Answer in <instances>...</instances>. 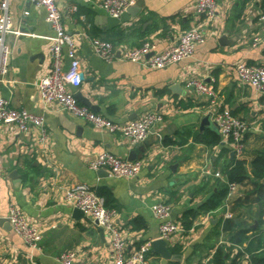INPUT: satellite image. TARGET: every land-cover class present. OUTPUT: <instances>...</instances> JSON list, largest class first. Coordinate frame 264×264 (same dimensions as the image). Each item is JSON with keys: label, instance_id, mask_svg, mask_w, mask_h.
I'll return each mask as SVG.
<instances>
[{"label": "crops", "instance_id": "1", "mask_svg": "<svg viewBox=\"0 0 264 264\" xmlns=\"http://www.w3.org/2000/svg\"><path fill=\"white\" fill-rule=\"evenodd\" d=\"M101 1L57 2L81 62L83 80L75 92L89 101L91 110L115 122L129 123L147 111L163 112V122L143 142L130 145L122 134L95 129L56 104L43 109L38 81L51 70L46 37L52 30L43 8L12 0L13 26L37 36L7 35L12 47L8 78L15 82L0 84V92L12 107L44 116L47 140H40L37 129L21 133L0 124V258L5 264H60L59 255L70 250L87 264H113L105 231L86 217L76 219L64 200L68 188L82 183L116 210L129 252L158 238L152 206L159 200L170 205L180 231L168 247L181 261L164 260L151 249L149 264H215L219 250L223 264H252V255L264 257V177L255 178L250 171L251 162L264 156L263 97L236 72L239 63L264 67L259 21L264 0H216L215 18L203 26L205 42L191 58L159 70L122 59L107 63L93 52L90 39L108 40L116 49L151 41L157 51L166 50L203 22L194 0H134L120 18L100 9ZM73 4L77 14L67 19L65 11ZM23 10L29 15L21 20ZM63 63L67 69L66 58ZM189 79L209 85L216 99L187 88ZM224 109L249 125L242 155L248 177L238 183L232 199L225 196L217 208L205 212L201 206L215 193H224L223 172L237 158L212 119ZM208 114L209 124L201 126ZM216 138L221 141L214 142ZM105 151L127 160L133 153L134 160L143 161L141 172L126 179L111 177L106 169L90 170L89 162ZM11 204L41 231L39 250L31 251L5 220ZM226 213L232 217L225 218ZM227 221L233 224L225 229ZM237 234L244 237L241 244L231 240Z\"/></svg>", "mask_w": 264, "mask_h": 264}, {"label": "built area", "instance_id": "2", "mask_svg": "<svg viewBox=\"0 0 264 264\" xmlns=\"http://www.w3.org/2000/svg\"><path fill=\"white\" fill-rule=\"evenodd\" d=\"M11 1L0 0V84L6 85H12L15 82L8 78L12 47L6 40L7 35L14 37L37 36L13 26L10 14ZM29 1L36 7L44 9L45 21L52 30V35L46 37L49 40L48 53L51 70L38 81V93L42 108L46 109L50 104H56L62 111L83 120L95 129L122 134L130 145L143 142L151 130L163 122L164 113L147 111L129 123H118L79 103L74 94L75 89L81 85V62L77 55L75 41L62 21L63 15L58 8V0ZM133 2L134 0H102L98 6L110 17L120 18ZM217 7L216 0H194L195 13L203 17V22L183 32L174 45L163 51H157L156 44L151 41H144L135 48L116 49L110 41L99 38L90 39L91 48L101 60L107 63L115 59H122L152 70L165 69L191 58L197 46L205 42L203 26L208 25L215 18ZM77 11V5H70L66 9L64 17L74 20ZM28 15L29 11L23 10L21 20ZM259 21L261 32H264V13L261 14ZM253 42L256 45L258 38H254ZM150 53L152 54L147 57ZM65 58L68 60L67 69L63 67ZM236 72L242 83L251 86L263 97L261 107L264 109V67L239 63L236 65ZM186 87L194 90L198 95H204L211 99L217 97L214 90L199 79H189L186 82ZM212 119L218 127L222 140L229 145L234 155L242 156L245 135L249 129L248 123L234 116L228 109L213 113ZM0 124L13 126L21 133L37 129L40 140H47L44 116L32 113L25 108L12 107L10 101L3 97L1 92ZM88 167L93 171L106 169L108 175L114 178L132 179L141 172L143 161L122 159L105 151L100 152L91 160ZM213 174L221 178L220 173ZM237 189L238 183L227 182L226 199H232L237 193ZM64 200L73 208L81 210L84 217L105 231L113 256V264H149L148 255L152 249L151 241L145 242L135 251L129 252L122 230L115 221L116 210L106 207L90 185L82 183L71 186L65 191ZM151 211L154 219L158 221V238L168 242L180 231L178 222L172 218L170 205L159 200L152 206ZM230 217H232L230 213L225 214V218ZM6 218L11 229L22 238L24 244L31 251L40 249L41 231L25 219L21 209L12 204L9 205ZM58 260L60 264H87L77 258L74 251L70 250L62 252ZM0 264H5L1 258Z\"/></svg>", "mask_w": 264, "mask_h": 264}, {"label": "trees", "instance_id": "3", "mask_svg": "<svg viewBox=\"0 0 264 264\" xmlns=\"http://www.w3.org/2000/svg\"><path fill=\"white\" fill-rule=\"evenodd\" d=\"M214 142L221 141V138L213 139ZM251 166V174L255 178H262L264 177V156H257L250 164ZM226 182H235V183H242L244 180L248 177V172L246 168V161L245 159L240 156L237 157L234 161V164L228 168H226L223 172ZM224 193H215V198H211L207 200L202 206L201 209L205 212H208L210 210H214L219 206V201L223 199L226 196L227 193V185L224 186ZM106 206V205H105ZM108 207V206H106ZM231 222L227 221L225 223V229L232 227ZM238 225V224H237ZM233 243L241 244L244 241V237L240 234L235 235V237H232ZM151 252V251H150ZM221 253V250L218 251V254ZM218 254L215 256L214 263L215 264H223L222 260H220V257H218ZM260 256L261 258H258ZM251 262L252 264H264V257L263 253L260 255H252L251 256Z\"/></svg>", "mask_w": 264, "mask_h": 264}, {"label": "water", "instance_id": "4", "mask_svg": "<svg viewBox=\"0 0 264 264\" xmlns=\"http://www.w3.org/2000/svg\"><path fill=\"white\" fill-rule=\"evenodd\" d=\"M151 54L152 53L148 54L147 57H149ZM80 80H83L82 74L80 75ZM74 95H75L76 99L81 104L89 105V101L87 99H85L80 93L75 92ZM210 119H211V115L208 114V115L204 116L202 119V125L201 126L208 125ZM231 154H232V156L234 155L233 152ZM134 159H135V157L133 156V153L130 154L128 157V160H134ZM13 175L15 176L16 172L11 173V176H13ZM73 216L78 220L84 217L83 212L81 210H79L78 208H73ZM5 220L8 222L7 218ZM1 221H3V219L0 218V223H1ZM151 246H152L153 252L159 254L164 260L179 261V262L181 261V256L173 254L170 251L167 241L157 238V239L151 241Z\"/></svg>", "mask_w": 264, "mask_h": 264}]
</instances>
